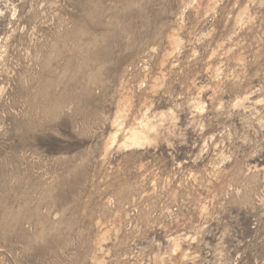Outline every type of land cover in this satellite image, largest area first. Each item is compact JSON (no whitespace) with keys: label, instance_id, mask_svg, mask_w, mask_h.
I'll return each instance as SVG.
<instances>
[{"label":"rangeland","instance_id":"obj_1","mask_svg":"<svg viewBox=\"0 0 264 264\" xmlns=\"http://www.w3.org/2000/svg\"><path fill=\"white\" fill-rule=\"evenodd\" d=\"M0 264H264V0H0Z\"/></svg>","mask_w":264,"mask_h":264},{"label":"bare ground","instance_id":"obj_2","mask_svg":"<svg viewBox=\"0 0 264 264\" xmlns=\"http://www.w3.org/2000/svg\"><path fill=\"white\" fill-rule=\"evenodd\" d=\"M30 208V207H29ZM30 210V209H29ZM17 223V222H16Z\"/></svg>","mask_w":264,"mask_h":264}]
</instances>
